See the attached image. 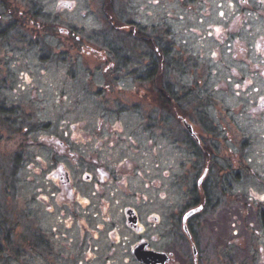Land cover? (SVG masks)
Segmentation results:
<instances>
[{
  "label": "rangeland",
  "instance_id": "1",
  "mask_svg": "<svg viewBox=\"0 0 264 264\" xmlns=\"http://www.w3.org/2000/svg\"><path fill=\"white\" fill-rule=\"evenodd\" d=\"M245 1L107 0L110 5H106V0H0V264L102 263L99 253L106 242L101 239L92 241L96 249L88 250L86 240L81 245L77 237L73 238L80 232L77 225H69L85 218L91 230L86 232L87 235L94 232L91 222L99 221L95 217L101 215V209L95 210L91 197L93 182L88 184L72 179L73 188L82 201L90 200L84 210L78 204L70 208L67 203L63 206L54 203L52 209H47L38 197L43 196L52 202V194L56 192L51 182L45 180L54 155L52 152L58 153L55 157L60 164L64 163L72 172L74 169L77 172L82 167V160L78 164L81 167L69 165L72 159L68 154H73L69 147H81L80 157H87L88 148L94 146L95 133L101 135V132L114 131V122H120L118 129L123 133L106 135L108 141H116L112 147L113 154L117 158L127 156L132 167L134 165L138 170L134 179L129 180L130 195L109 205L112 215L118 217V210L125 205L137 208L141 214L151 210L158 215L165 210L163 215H166L182 203L191 201V186L195 184L196 176L190 165L194 163L196 166L202 161L200 156L194 158L186 141L187 132L180 121L170 115L171 106L164 97V67L155 64L157 71H163V102L158 101L150 89H130L119 80L122 76L125 84L131 86L127 79L130 69L144 71L153 63L154 57L161 56L165 27L171 33L181 34L182 27L194 25L193 30H199L201 39L188 34L175 38L178 42L185 38L186 51L198 57V67L184 70L186 73L179 75L175 66L179 64L174 63L171 80L167 76L166 81L171 82L180 97L181 86L190 83L194 75L203 78L202 88L212 90L215 86L209 77L213 75L207 71H214V77L218 75L217 63L210 61L215 47L212 35L223 30L225 19L232 21L237 18ZM250 2L255 9L264 11V0ZM250 7L247 5L246 10ZM245 13L247 21L243 25L246 32L240 33L236 42H240V47L253 56L254 42L260 36L264 38V16L255 19L250 10ZM190 14L192 24H187ZM114 19L120 22L119 30L111 26L117 21ZM203 20L216 31L207 29L210 37L204 36ZM131 21L138 30L143 32L144 29L145 33L152 35L153 48L149 50L143 42L138 44L127 35L128 29L124 25L131 24ZM231 31L234 32V28ZM244 34L247 35L246 40L241 38ZM232 40L235 41L234 38ZM227 49L221 52L225 59L231 54ZM252 63L241 68L239 73L242 76L232 78L233 85H240L235 89L236 93L229 90L212 92L210 106L213 115L217 107L222 113L224 108L234 107L237 138L232 137L224 143L218 139L217 142L228 160L238 156L248 165L239 177H230L233 219L223 213L216 226L213 221L205 224L204 230L208 233L202 234L212 238V235L228 236L235 232L229 244L234 248V264H249L245 241L239 238V235L244 237V227L239 219L246 216L250 223H256V211L264 204V111H248L250 104H258L264 99V61L258 58ZM233 65L229 64V67ZM237 67L238 64L231 68ZM244 80L248 81L247 87ZM172 106L177 112L185 110L176 96ZM181 119L186 122L183 117ZM71 124L79 125V128L73 131L68 128ZM43 130H51L55 141L52 151L46 147L49 141ZM76 136L79 139L73 140ZM122 138L125 143H121ZM61 140L62 145L57 143ZM86 141L90 142L83 143ZM112 151L110 155H113ZM237 198L242 199L247 209L245 214L240 212L243 209L239 203L237 205ZM95 212L97 215L94 216ZM101 223L97 222V225ZM110 228L107 225L104 230L111 231ZM255 229L257 225L251 231ZM2 234L8 241L5 245L14 248L13 251L4 249ZM119 234L124 236L125 233L120 231ZM71 238L74 239L73 244ZM209 238L207 242L211 250L206 256L213 264L219 258ZM253 242L262 247L260 240L251 237L248 243L258 248ZM223 244H227L224 238L218 246ZM113 259L116 264H122L116 257Z\"/></svg>",
  "mask_w": 264,
  "mask_h": 264
},
{
  "label": "flooded vegetation",
  "instance_id": "2",
  "mask_svg": "<svg viewBox=\"0 0 264 264\" xmlns=\"http://www.w3.org/2000/svg\"><path fill=\"white\" fill-rule=\"evenodd\" d=\"M257 2L260 3L261 1ZM247 5L251 6L248 10L252 12L255 19L257 17L264 16L263 10L259 11L258 9H255L252 7L250 0H246L244 8L240 10L237 18L232 21L225 19L224 21H226V26L223 27V30L212 35L215 47L210 61L213 64L217 63L218 71V75L216 77H214V71H207L209 75H213V77H209V80L212 81L215 86L212 90H210L209 87L202 88L200 83L204 81L203 78L194 75V78L190 83L181 86L182 96L180 97L178 92L174 90L171 82L166 81L168 77L171 80V69L173 68L174 63L179 64V67L175 65L178 68L177 71L179 72V75L186 73L184 70L198 67L196 65L198 57L186 51L185 38L183 37L182 41L178 42V38L176 39L175 37H177V35L182 37L183 34H188L190 36L194 35L196 39L199 40L202 37V35L200 36L201 33L198 32L199 30H193L195 27L194 25L185 26L180 29L182 33L178 34L171 33L168 28L165 27L164 32L162 33V65L160 66L164 67L163 71L166 77L165 83L162 77L163 71H160L158 79L162 85L164 83L163 87L166 88L164 97L170 103V115L174 120H179L181 126H183L184 130L187 132L186 141L193 151L194 158H198V156H200L199 158L202 161V164L200 162V164H196V166L194 163L190 165V168L195 173L196 180L195 184L191 186L193 196L191 195V201L189 203H182L181 206L179 205L176 209H173L170 214L167 213L168 215H163L165 210L162 214L161 212H158V215L156 212L152 213L151 210L148 211L147 214H141L137 211V208L130 205H125V208L118 210V217H114L112 215V209L109 208V205H114L119 200L130 195L128 188L130 187L129 180L134 179L138 170L134 169V165L132 167L130 158L127 156L123 155V157L117 158L112 151V147L115 145L114 143H116V141L113 139L108 141L107 139V134H120L119 132L121 131L118 129L120 122L112 123L114 125V131L107 133V131L104 130L106 131V134H102L101 132V135L95 133L94 146L88 148L87 157H80V152L83 151L81 147H69L73 153L68 154V156H71L72 159L69 165H72L73 167L82 166L81 169L77 170V172L75 169L72 172V170L68 169L64 163L63 165L60 164L58 159L55 157L58 153L52 152L54 155L50 161L51 165L49 173L45 180L51 182L50 185L57 193L55 192L52 194V202L47 198L45 199L43 196H39L38 198L44 201L43 203L47 209H52V204L54 203H56V205H59L60 203L61 206L67 203L70 208H72L74 204H78L80 209L84 210L85 207L89 206L90 200L82 201L81 196L79 197L75 188H73L72 179H74V182L77 180H83L84 183L88 184L93 182L91 197H93V201L96 206L95 210H97V208L101 209V215L95 217L98 218L99 221L94 220L91 222V226L94 227V232L89 236L87 235L86 232L89 233L91 230L89 227L90 225L87 223L88 219L85 218H79L78 223H74V221H72L69 225H77L80 232L78 235H73V238L76 239L77 237L78 240L81 241V245H83L82 242L86 240L88 250L92 249V251H95L96 249V245H92V241L101 239L103 242H106L105 246H103L104 249H102L99 253V257L102 258L101 264H116L117 261L113 259L115 257L116 259H119L122 264H211V258L206 256V254H208L207 251L211 250L208 246L209 243L207 242L209 237L202 236V234L207 235L208 233V231L204 230L207 226L205 224H211L213 221V225H215L219 220L218 218H220L223 213L227 218L233 219V213H231V210L234 207L231 195L232 183L230 181V177H239L243 169H247L248 167V165H245L244 162H241L242 160H240L238 156L234 158L230 157L228 160L225 156L226 152L223 153L218 145V139L224 143L232 137L237 138L238 128L235 120L236 117H233L236 113V111H234V107L224 108L223 113L219 111V107H217L215 108V115L210 113V109H212L210 107L213 98L212 92H222L224 90L234 92L235 89L238 87L240 88V85H233L232 78L242 76V74L239 73L241 72V68L244 66H251L254 59L259 58L264 61V38L262 36H260L253 44V56L248 55V52H246L243 47H240V42H236V39L239 41L237 38L239 34L246 32V28H244L243 24L247 21L245 19L247 13L244 14L245 11L248 12V10H246ZM192 14L195 15L196 13ZM192 14L189 15V21L187 24H192L190 21V16H192ZM207 14L208 13H204L203 15ZM210 18L215 19L211 16ZM119 23V20L114 21V23H111V26H113L115 30H119V28H121V26L118 25ZM233 23L234 26H232ZM203 25H205L204 28L206 31L204 36L210 37L211 35L207 29H211L213 32H216L211 25L205 22V20H203L202 26ZM124 26L128 29L127 31L125 30L127 35L138 44L143 42L149 50L150 48H153L152 45L154 44L152 35L145 33L144 29L143 32L138 30L137 25H135L132 21L131 24ZM233 28L235 30L234 32L231 31ZM246 36L247 35L244 34L241 38L246 40ZM233 38L235 41L232 40ZM225 48H228L227 50H229V53L231 52L229 57L226 59L223 58L221 54L222 50ZM158 56L160 55L158 54ZM152 61L153 63L151 65H147L144 71L139 72V69L136 68L130 69L131 72L129 71L130 73H127V79L130 84L132 83L131 86H127L125 84V80L122 76L119 81L130 89L138 90L142 89L141 87H145L150 89L152 93V91L156 89L155 83L158 81L156 78L157 70L155 68L157 67L155 66V57ZM229 64H234L231 67H235V65L238 64V67L237 69L231 68L229 67ZM220 67H222L221 72L224 74L223 77L220 73ZM244 81L246 83L245 87H247L248 81ZM112 82L113 80L110 81V83ZM219 84L222 85L219 86ZM225 87L227 88L224 89ZM175 96L177 98V102L184 104L185 110L183 112H177L173 109L172 105L174 104ZM258 104H250L248 111H264V99ZM181 117L186 119V122L182 120ZM106 125L109 127L110 124L107 123ZM135 127H138V124H136ZM68 128L75 131L79 128V125L71 124ZM43 132H46L45 137L49 141V146L46 147L48 150H54V145L52 143L55 141L52 133H50L51 130H43ZM88 138L89 137L86 139ZM38 139H40V137H38ZM78 139L79 136L73 138V140ZM90 141L83 143H89ZM57 143L60 145L63 144L62 140L61 143L60 141H57ZM121 143H125L124 138H122ZM80 144H82V142H80ZM200 149L204 150V152L200 151ZM227 149L230 150V147ZM232 149V151L235 150L234 147H232ZM111 151L114 157L113 155H110ZM62 152L64 151L62 150ZM235 154H237V152ZM62 156L66 157L64 153H62ZM81 160V166H78ZM200 169H202L201 173L199 172ZM80 173L81 176L79 175ZM118 193L120 194L118 195ZM237 199V205L239 203L243 209V211L240 212H247V209L243 206L244 203L242 202V199ZM262 202L263 200H261V203ZM174 213H176V215H173ZM236 214L238 213L236 212ZM93 215H97V212L93 213ZM254 217L257 218V224L250 223V219L246 216L239 219L244 227V237L239 235V238H242L243 242L245 241L244 246L247 253V263L254 264L259 262L264 264L263 203L256 211V215ZM100 221H102V223L97 225V222ZM117 221H119V224ZM107 225H110V229H112L111 231L104 230ZM255 225H257V229L252 232L251 229ZM120 231H124V236L119 234ZM234 233L235 232H233L232 235L227 234L228 236L212 235V238H209L210 241H212L211 243H213L215 252L217 251L219 258L215 259L213 264L235 263V256H233L234 248L229 245L233 241ZM85 235H87V239H85ZM247 235L249 237L246 240ZM251 237L253 239L260 240L262 247L253 242L255 247H258L254 248L252 243H248ZM73 238L70 239L71 244H73ZM223 238L227 244H223L219 247L218 244L220 241H223ZM1 239L3 240L4 245L8 242L5 240L3 234ZM4 240L6 242H4ZM32 244L33 242L30 243V245ZM4 249L11 251L14 250V248L10 247L8 244L5 245ZM105 251H107L106 254H104ZM87 259L88 256L85 258V261Z\"/></svg>",
  "mask_w": 264,
  "mask_h": 264
},
{
  "label": "trees",
  "instance_id": "3",
  "mask_svg": "<svg viewBox=\"0 0 264 264\" xmlns=\"http://www.w3.org/2000/svg\"><path fill=\"white\" fill-rule=\"evenodd\" d=\"M106 2H107V0H106ZM110 2H111V0H110ZM110 2H107L106 3V5H110ZM107 9V8H106ZM114 20H118V19H114ZM158 56V55H157ZM155 64L156 65H162V61H161V56H158L157 58L155 57ZM157 73V79L159 78V75H160V71H157L156 72ZM155 90H153L152 91V94L153 95H155L156 96V98L158 99V101H161V102H163V99H162V90H161V88H163L162 87V83L160 82V80L158 79V81H156V83H155ZM168 103V102H167ZM161 105V104H160ZM159 106V105H158ZM160 107V106H159ZM161 108V107H160Z\"/></svg>",
  "mask_w": 264,
  "mask_h": 264
}]
</instances>
